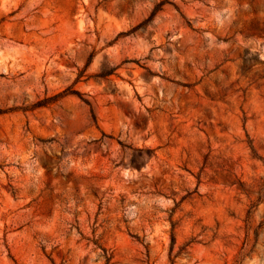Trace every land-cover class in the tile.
Returning a JSON list of instances; mask_svg holds the SVG:
<instances>
[{
    "label": "rangeland",
    "instance_id": "374dc122",
    "mask_svg": "<svg viewBox=\"0 0 264 264\" xmlns=\"http://www.w3.org/2000/svg\"><path fill=\"white\" fill-rule=\"evenodd\" d=\"M0 264H264V0H0Z\"/></svg>",
    "mask_w": 264,
    "mask_h": 264
}]
</instances>
